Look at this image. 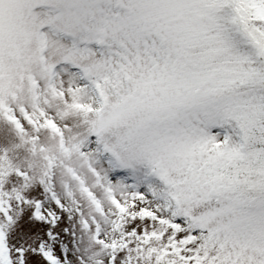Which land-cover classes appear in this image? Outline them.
<instances>
[{
	"label": "snow or ice",
	"instance_id": "1",
	"mask_svg": "<svg viewBox=\"0 0 264 264\" xmlns=\"http://www.w3.org/2000/svg\"><path fill=\"white\" fill-rule=\"evenodd\" d=\"M0 264H264V0H0Z\"/></svg>",
	"mask_w": 264,
	"mask_h": 264
}]
</instances>
